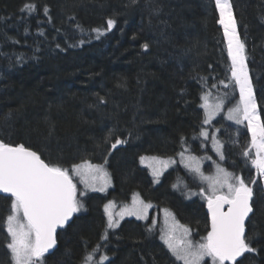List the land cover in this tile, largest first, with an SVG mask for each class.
Instances as JSON below:
<instances>
[{"label":"trees","instance_id":"1","mask_svg":"<svg viewBox=\"0 0 264 264\" xmlns=\"http://www.w3.org/2000/svg\"><path fill=\"white\" fill-rule=\"evenodd\" d=\"M229 2L264 120V0ZM26 3L35 10L22 11ZM108 19L115 21L111 30ZM218 20L215 0H0V139L24 143L67 169L105 162L112 178L108 191L78 196L84 207L58 230L45 264H80L97 244V260L109 257L104 264H181L149 221L124 219L101 240L104 204L125 203L134 193L156 209H170L194 237L207 233V204L198 194L203 186L192 173L178 165L155 183L139 159L214 156L199 132L203 92H220L230 74ZM97 28L103 35L92 31ZM211 124L223 128L224 168L246 181L256 176L247 127L222 116ZM117 138L125 142L112 148ZM8 196L0 194V264H12ZM252 204L247 233L256 234L258 252L245 254L241 264H264L262 181Z\"/></svg>","mask_w":264,"mask_h":264},{"label":"snow or ice","instance_id":"2","mask_svg":"<svg viewBox=\"0 0 264 264\" xmlns=\"http://www.w3.org/2000/svg\"><path fill=\"white\" fill-rule=\"evenodd\" d=\"M215 3L220 16L218 23L222 26L227 55L231 62V81L239 91V103L228 110L226 118L237 124L247 122V130L251 136L249 147L255 149V159L251 160V164L256 170V176L246 181L242 176L233 175L217 165V175L213 179L203 175L198 163L188 165L201 179L210 181L211 194L205 195L203 189L200 193L207 200L210 230L199 243L188 239L190 230L178 222H174L170 229L162 234L161 238L169 251L183 264H203L205 257L211 258L212 264H241L245 254L258 252V249L252 246L256 234L248 235L247 222L254 213L252 204L254 186L264 181V120L258 112L253 83L246 63L245 44L238 34L232 6L229 0H215ZM34 10L35 5L31 3H26L22 9L29 13ZM44 12L47 15L48 9L45 8ZM114 24L113 19H108L107 29L111 30ZM92 31L98 36L103 35L99 28ZM143 48L146 50L148 44H144ZM212 87L215 88L216 85L213 84ZM224 87L228 88L229 84L224 83ZM209 95L210 93H204L201 96L204 103L200 106L205 110L202 122L204 125L210 124L222 110L227 93L225 97H218L211 104L208 103ZM199 135L205 139L209 138V132L204 128H201ZM211 138L220 159H225L221 151V142L215 134H212ZM124 142L117 138L112 148ZM180 155L183 158L184 153ZM243 155L250 157L251 153L245 150ZM141 159L143 161L144 158ZM157 165L153 167L154 177L160 176L162 169L167 167V162L157 160ZM84 169L107 175L103 172L102 166L92 165L87 161L84 164L73 165L70 172L67 168L46 162L41 154L24 143H9L0 139V194H9L6 198L11 199L6 229L10 241L6 243V247L12 264H45V254H50V250L57 244V230L68 225L73 214L84 207L78 196H84L85 193H78L73 182V175H80L83 178ZM94 190L104 191V187ZM112 207L111 202L105 205L107 224L106 231L101 237L102 241L108 239L107 229L117 228L119 220L124 216L146 219L147 209L151 204L134 201L131 207H126L115 214L109 211ZM21 213L26 223H21ZM177 232H180V235H177ZM101 247V244H97L92 252L87 253L83 258V264H104L108 261L109 257L104 254L99 256V261L95 260L93 253Z\"/></svg>","mask_w":264,"mask_h":264},{"label":"rangeland","instance_id":"3","mask_svg":"<svg viewBox=\"0 0 264 264\" xmlns=\"http://www.w3.org/2000/svg\"><path fill=\"white\" fill-rule=\"evenodd\" d=\"M217 13H218V17L220 18L218 9H217ZM225 45H226V43H225ZM226 54H227V48H226ZM245 54H246V59H247L246 44H245ZM227 57H228V55H227ZM228 60H229V58H228ZM229 63L231 64L230 60H229ZM246 63H247V61H246ZM226 84H229V87L225 88L224 84H223V87L221 88L220 92H218V93L203 92V94L204 93H210V95L208 97V103L209 104L214 103L218 97H225V93H227V96L225 97V104H224V107L222 108V110L214 117V119L210 122V124L205 125L203 127L204 129H206L209 132V138L208 139L210 142V148H211L214 156H212L210 154L200 156V155L188 153V152H184L183 158L181 157L180 154H178L176 157H160V156H155V155H143L140 157L139 163L142 167H145L148 170L149 174L152 176L155 183H158L160 181L161 177L163 176V174L166 171H168L171 168L179 165L181 167H184L190 173H192L191 179L194 183H201L202 184L203 188H200V191L198 190L199 191L198 194L201 193V189H203L205 191V195L211 194L209 192L210 181L201 179V177L198 174H196L194 171L190 170L188 165H190V164L196 165L198 163L200 170L205 177H210V178L215 179V177L217 175V165H219L222 168H224V166L221 163V159H220L219 155L217 154V152L214 149V144H213L211 137H212V134H215L216 138L220 141V139L218 137V133H219V130H222L223 128H221V126L220 127H214V126H212L211 123L214 120H216L218 117L222 116L227 123H230L233 125H245L247 127L246 121L243 124H237V123H235V121H231V120H228L226 118L228 110L230 108L235 107L239 103V91H238V89L235 88L234 82L231 81V71L229 74V79L226 82ZM202 103H204V101L201 100V104ZM203 111H204V115H205V110L203 109ZM250 138H251V136H250ZM250 143H251V141H250ZM221 145H222V143H221ZM221 151H223L222 148H221ZM251 153H252V159H255V149H251ZM142 157L144 158L143 161L141 159ZM193 157L195 158L194 160L191 159ZM153 158H157V160H159V161L167 162V167L162 169L159 177L153 176V167L158 166L157 160H154ZM85 162L86 161L78 163V164H84ZM87 162L89 164H92V165L102 166L103 172L106 173L107 175L104 176L103 173H100V172H89L87 169H84L85 175L83 176V178L80 175H73V182L76 184L78 192H84L85 194H87L89 192H101V193H103V192L108 191L112 187V178H111V175H110V172L107 168L106 163L105 162L94 163V162H89V161H87ZM72 167L69 169L70 172H71ZM84 181H86L87 184ZM185 184L189 185L188 182ZM262 184L264 186V181H262ZM100 187H104V191L94 190V188L99 189ZM200 196L204 199L205 203L207 204V200L204 198V196L201 194H200ZM134 201H144L145 203L151 204V207L147 209V218L146 219H137L135 216H124L123 219L119 220V225H120L121 221H123L124 219H128V218H133V219L140 220L143 222L147 221L150 218L151 219L150 227L151 228H157V230L159 232V238L167 249H168V247L166 246V244L164 243V241L161 237H162L163 233L167 232L170 229V227L172 226V224L174 222H178L180 225H184L190 230L189 235H188V239L192 240L194 243H199L201 241V238L205 236L204 235L201 237H193L190 227L188 225L180 222L170 209L163 208V207L160 209H158V208L156 209L154 207L153 203L144 200L140 196V194H138V193L132 194L130 199L127 202L122 203V204H119L114 200L107 201L103 206V211H104V215L106 217V222H107V215L105 213V205L106 204H109V202L112 203L113 207L110 208L109 211H111L113 214H115V213H119L122 209H124L126 207H131L133 205ZM169 213H170V215H169ZM20 218H21V223H26V221L23 220L22 213L20 214ZM117 219H119V217H117ZM6 228H7V220H6ZM110 230H114V229H107V232H109ZM177 235H180V232H177ZM93 255H94L95 260L99 261V259L97 260V258L95 257L94 253H93ZM179 262L181 264H183L182 261H179ZM80 264H83V261ZM203 264H212L211 258L205 257Z\"/></svg>","mask_w":264,"mask_h":264},{"label":"water","instance_id":"4","mask_svg":"<svg viewBox=\"0 0 264 264\" xmlns=\"http://www.w3.org/2000/svg\"><path fill=\"white\" fill-rule=\"evenodd\" d=\"M9 195V194H8ZM206 212H207V214H208V208H207V206H206ZM74 215V214H73ZM208 228H209V230H210V218H209V216H208ZM59 230V229H58ZM58 230H57V232H58ZM50 251H52V250H50Z\"/></svg>","mask_w":264,"mask_h":264},{"label":"flooded vegetation","instance_id":"5","mask_svg":"<svg viewBox=\"0 0 264 264\" xmlns=\"http://www.w3.org/2000/svg\"><path fill=\"white\" fill-rule=\"evenodd\" d=\"M154 208V207H153ZM147 221L151 222V219L149 218ZM191 229V228H190ZM192 231V235H193V230ZM207 235V233L205 234V236ZM194 237V236H193Z\"/></svg>","mask_w":264,"mask_h":264}]
</instances>
